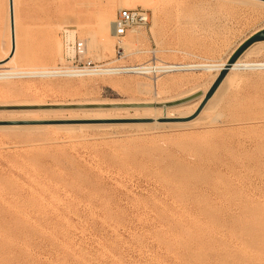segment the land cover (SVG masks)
Instances as JSON below:
<instances>
[{"label": "rangeland", "instance_id": "1", "mask_svg": "<svg viewBox=\"0 0 264 264\" xmlns=\"http://www.w3.org/2000/svg\"><path fill=\"white\" fill-rule=\"evenodd\" d=\"M137 1L15 0L11 67L57 68L69 32L106 66L211 70L16 76L0 79V106L173 102L209 91L229 57V65L237 54L234 63L264 62V40L253 41L264 33L259 2ZM4 3L1 57L9 45ZM124 8L146 10L148 25L129 29L121 41L128 49L118 50L114 21ZM107 13L110 36L92 41L87 30ZM237 73L201 115L198 99L154 109H0V264H264V69Z\"/></svg>", "mask_w": 264, "mask_h": 264}, {"label": "bare ground", "instance_id": "2", "mask_svg": "<svg viewBox=\"0 0 264 264\" xmlns=\"http://www.w3.org/2000/svg\"><path fill=\"white\" fill-rule=\"evenodd\" d=\"M5 1V17H6V24H7V28H8V31L6 32V33H8L9 32V34H8V43H9V45H8V43H6L7 45H8V48H6L7 49V51H5V53L4 54H2L1 53V55H3L1 58H0V79H8V78H12V77H60V76H62L63 74H65L63 71H62V68H60V66H62L63 64H64V62L60 65V66H57V68H55V69H47V68H45V69H26V70H18V69H13L11 66H12V62H13V60H15V56L17 55V50H18V28H17V20H16V18H17V13H16V2H15V0H4ZM135 1H137V0H130V2H129V0H128V3H127V7H128V5H133L134 3H135ZM240 1V0H239ZM244 1V0H243ZM247 1V3H248V0H246ZM249 1H254V2H259V6L260 7H263L264 6V0H249ZM105 2V1H104ZM137 2H139V1H137ZM136 2V3H137ZM84 3V2H83ZM132 3V4H131ZM135 3V4H136ZM108 3H106L105 5H107ZM134 4V5H135ZM144 4V3H143ZM246 4V3H245ZM251 4V3H250ZM260 4H262V5H260ZM109 5H111V4H109ZM109 5H108V7H109ZM81 6V5H80ZM124 6H125V4H124ZM107 7V8H108ZM131 7V6H130ZM101 9H103V8H101ZM110 10H112V9H110ZM110 10L108 11V13L110 12ZM263 11V10H262ZM101 12H103V10L101 11ZM106 12H107V10H106ZM104 13V12H103ZM107 13V15H104V17L100 20V22H99V25H98V27L96 28V30H92V32L89 30H87V33L89 34V37H90V39L92 38H96V37H100V38H102L104 41L106 40V38L108 37V35H109V33L112 31V27H113V23H112V16L111 15H109ZM111 13H112V11H111ZM101 14V13H100ZM103 15V14H102ZM72 16V15H71ZM115 17V16H114ZM68 18V17H67ZM69 18H70V16H69ZM116 18V17H115ZM63 19H65V18H63ZM62 19V20H63ZM71 19H73V21L72 20H67V21H71V22H69V25H73V24H75V25H77V22H76V20H74L75 18L72 16V18ZM64 21V20H63ZM62 22V21H61ZM60 22V23H61ZM73 22V24H70V23H72ZM115 22V21H114ZM65 23V22H64ZM66 23H68V22H66ZM5 24V23H4ZM66 25V24H65ZM63 26V25H62ZM78 26V25H77ZM84 26V25H83ZM95 26V25H94ZM94 26H92V28H94ZM79 27V26H78ZM82 27V26H81ZM6 28V29H7ZM88 28V27H87ZM86 29V28H85ZM85 29H83V30H85ZM77 32H79V31H77ZM82 32H84V31H82ZM85 32H86V30H85ZM86 33V34H87ZM72 34V33H71ZM114 34H115V30H114ZM82 35H83V33H82ZM86 36V35H85ZM84 36V37H85ZM88 36V35H87ZM96 36V37H95ZM110 36V35H109ZM80 37V36H79ZM125 37H122V38H118V45H119V49H122V48H124V50H127L128 49V46L126 45V44H124V43H122L121 41H122V39H124ZM90 39H88V40H90ZM91 39V40H92ZM115 39H117V37L115 36ZM90 40V41H91ZM110 40V39H109ZM87 41V40H86ZM92 41H95V40H92ZM108 41V40H107ZM82 42V41H81ZM85 42V41H84ZM106 43V42H105ZM109 43V42H108ZM107 43V44H108ZM4 44V43H3ZM2 47V46H1ZM2 49V48H1ZM5 49V48H4ZM60 51V50H59ZM58 51V52H59ZM54 53V52H53ZM119 54H121V53H119ZM87 56V55H86ZM88 57V56H87ZM16 61V60H15ZM229 63H230V57L227 59V61L226 62H223V63H221V66H220V68H218V69H216V74H215V80H216V78L221 74H223L222 72H224L226 69V67H229L230 66V72H229V74L227 75V77L225 78V79H223L222 81L223 82H221L220 83V85L218 86V88L216 89V91L214 92V94H213V96L210 98V99H206V96H207V94L209 93V91L211 90V88L213 87V85L216 83V81L218 80V78H217V80L215 81V80H213V81H215L214 82V84L212 85V87L210 88V90L208 91L207 89V91L205 90V92H204V95L202 94L199 98H197L196 100H197V102H196V109H197V107L199 106V108H198V110H197V112L199 113L202 109V111H201V113H200V115L201 114H205L204 113V111L208 108V107H210V109L212 108V104H213V106H214V103L216 102V101H219V99L216 97V96H218L217 94H218V92L221 90V88L225 85L226 86V83L227 82H229V80L232 78L231 76H238L240 73H237V72H239V71H241V70H249V69H251V70H263L264 69V62H243V61H240V60H238L237 62H235L234 64H231V65H229ZM14 64H15V62H14ZM173 66V72H171V73H174V72H182V71H184V70H194V69H203V70H208V71H210L211 70V68H212V66L211 65H209V64H194V65H181V64H172ZM135 66V65H134ZM105 67H107V71H102L100 74H97V75H92V76H107V75H113L115 72H113L115 69H113V68H119V67H123V66H106L105 65ZM218 67V66H217ZM15 68V67H14ZM67 70V69H66ZM109 73V74H108ZM103 74V75H102ZM89 77H91V76H89ZM141 77H149V78H153V77H151V76H141ZM172 78H176V77H172ZM177 78H180V77H177ZM182 78H184V77H182ZM186 78V77H185ZM188 78V77H187ZM237 79V78H236ZM236 79H235V81H236ZM181 81L182 80H180V83H181ZM212 81V82H213ZM234 81V82H235ZM121 82V81H120ZM132 82V81H131ZM131 82H127V83H131ZM179 82V81H178ZM125 83V82H124ZM127 83H125V84H127ZM137 83V82H136ZM136 83H135V85H136ZM183 83V82H182ZM125 84L124 85H122V86H124L125 87ZM173 84V83H172ZM175 84H177V82L175 83ZM211 84V83H210ZM121 85V84H120ZM138 85H140V83L138 84ZM171 85V84H170ZM132 86L134 87V85H133V83H132ZM137 86V85H136ZM210 86V85H209ZM126 87H130L129 85L128 86H126ZM139 88H140V86H138ZM138 87H134V88H137L138 89ZM132 89V88H131ZM194 89H197V88H194ZM222 89H225L224 87L222 88ZM193 90V89H192ZM187 91L186 93L187 94H185V95H183V96H181V97H179L178 99L176 98V100H180V99H183V98H186V97H188V96H191V95H193V94H195L196 92H198L197 90H193V91ZM222 91V90H221ZM189 92V93H188ZM220 94H221V92H220ZM181 95V94H180ZM179 95V96H180ZM232 95V94H231ZM216 98H217V100H216ZM226 98V97H225ZM228 98V97H227ZM222 101H224V100H222ZM31 102H33V101H31ZM160 102V101H159ZM161 102H168V101H161ZM5 103V102H4ZM9 103V102H8ZM17 103V102H16ZM3 104V103H2ZM6 104V103H5ZM11 104V103H10ZM13 104H15V103H13ZM18 105H20V104H36V103H17ZM222 104V103H221ZM71 105H95V104H71ZM206 105V106H205ZM47 106H68V105H47ZM193 106H194V104H193ZM205 106V108H203ZM1 107H32V106H1ZM217 107V106H216ZM194 108V107H193ZM202 108V109H201ZM196 109L194 110V111H196ZM208 110V109H207ZM216 110V109H215ZM194 111L192 112V113H194ZM218 111V110H217ZM191 113V114H192ZM212 113H215V111L214 112H212ZM217 113V112H216ZM190 114V115H191ZM212 115V114H211ZM214 115V114H213ZM212 115V116H213ZM216 116H217V114H216ZM215 116V117H216ZM214 117V116H213ZM256 118V117H255ZM260 118V117H259ZM263 118V117H262ZM251 120H253V119H251ZM260 120H261V118L258 120L259 122H260ZM262 120H264V119H262ZM253 121H255V120H253ZM253 121H251V122H253ZM250 122V121H249ZM259 122H258V124L256 125V127H258V125H259ZM263 122V121H262ZM261 124V123H260ZM249 125V124H248ZM255 124H253V126H254ZM250 126V125H249ZM251 126H252V124H251ZM252 126V127H253ZM248 127V126H247ZM261 127V126H260ZM259 127V128H260ZM258 128V129H259ZM250 129H251V127H250ZM254 129H257V128H254ZM249 130V129H248ZM259 130H261V129H259ZM262 130L264 131V129L262 128ZM261 130V131H262ZM253 131V130H252ZM256 131H258V130H256ZM260 136V135H259ZM261 137V136H260ZM262 138V137H261ZM263 141H264V136H263ZM193 146V145H192ZM196 146H197V144H196ZM264 146V145H263ZM259 148H262V147H259ZM258 147H257V149H259ZM262 149H264V147L262 148ZM190 150V149H189ZM260 151H262L261 149H259ZM263 152V151H262ZM258 153V152H257ZM260 154H261V152H259ZM263 155H264V152H263ZM262 154L261 155H259L260 157L261 156H263ZM257 156V155H256ZM258 157V156H257ZM259 157V158H260ZM261 158H263V157H261ZM255 160V159H254ZM263 160V159H262ZM255 161H257V160H255ZM256 163V162H255ZM258 163H260V160L258 161ZM257 163V164H258ZM261 164H263V162H261ZM260 164V165H261ZM257 166V165H256ZM258 167V166H257ZM183 169V168H182ZM260 169V168H259ZM186 170V169H185ZM184 170V171H185ZM252 170V169H251ZM182 171V170H181ZM263 172H264V169L262 170ZM185 173H187V171H185ZM189 173V172H188ZM188 173H187V175H188ZM182 174H184V173H182ZM190 174V173H189ZM80 177V176H79ZM246 262V261H245Z\"/></svg>", "mask_w": 264, "mask_h": 264}, {"label": "built area", "instance_id": "3", "mask_svg": "<svg viewBox=\"0 0 264 264\" xmlns=\"http://www.w3.org/2000/svg\"><path fill=\"white\" fill-rule=\"evenodd\" d=\"M148 25V12L142 8H124L118 11L114 22L115 36L125 37L127 31L133 27ZM64 64L60 66L65 73L64 78H85L107 71L103 64L95 63L86 56V47L80 40H76L69 32L65 35ZM119 50V48H118ZM173 65L167 63H144L135 66H123L115 69L113 75H136L157 77L173 72ZM67 69V70H66ZM109 74V73H108ZM103 75V74H102Z\"/></svg>", "mask_w": 264, "mask_h": 264}, {"label": "water", "instance_id": "4", "mask_svg": "<svg viewBox=\"0 0 264 264\" xmlns=\"http://www.w3.org/2000/svg\"><path fill=\"white\" fill-rule=\"evenodd\" d=\"M12 1V0H11ZM264 40V33H261L260 35L256 36L253 41H260ZM238 54L231 60V64L234 63L236 60ZM225 77V72L222 74L216 83L213 85L211 90L206 96V99H210L222 80ZM202 95V92H197L196 94H193L192 96H189L187 98L173 101V102H166V103H134V104H95V105H68V106H32V107H1L0 109H154V108H170L175 107L179 105H184L186 103H189L191 101L196 100ZM202 109V108H201Z\"/></svg>", "mask_w": 264, "mask_h": 264}]
</instances>
